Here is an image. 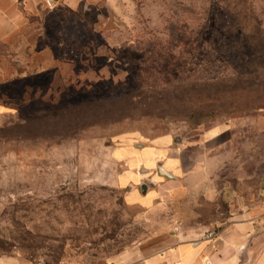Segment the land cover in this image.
I'll list each match as a JSON object with an SVG mask.
<instances>
[{"label": "rangeland", "instance_id": "1", "mask_svg": "<svg viewBox=\"0 0 264 264\" xmlns=\"http://www.w3.org/2000/svg\"><path fill=\"white\" fill-rule=\"evenodd\" d=\"M111 5L118 24L100 32L96 12L51 15L71 72L5 83L4 260L119 264L160 253L184 215L214 213L220 227L264 203V0ZM166 136L184 163L177 175L117 185L127 166L116 152ZM190 177L211 182L216 200L191 192ZM133 192L154 198L132 203Z\"/></svg>", "mask_w": 264, "mask_h": 264}, {"label": "crops", "instance_id": "2", "mask_svg": "<svg viewBox=\"0 0 264 264\" xmlns=\"http://www.w3.org/2000/svg\"><path fill=\"white\" fill-rule=\"evenodd\" d=\"M46 1L0 0V112H5V83L31 80L42 74L55 77L71 72L73 64L64 58L62 44L56 46L52 39L55 33L51 15L64 17L69 11L87 16L91 11L96 12L93 25L99 32L106 31L111 21L118 24L106 15L107 6L111 7L116 0H51V6L46 5ZM172 141L173 137L166 136L154 145L119 149L116 159L125 163L127 170L118 176L117 185H133L143 181L145 176L156 183H161V178H174L176 170L182 169L184 163L171 145ZM155 168L157 174L152 175ZM161 168L169 175L163 174ZM192 180L193 177L187 180L191 192L207 188L209 202L216 200L217 188L211 182L209 186L198 185L192 184ZM128 198L129 202L143 203L148 199L152 201L154 196L142 197L133 192ZM196 217H181L178 226L167 232L166 246L160 253L122 259L119 264H264L263 202L252 212L240 208L232 214L231 210L227 222L220 227H216L214 213L208 219ZM0 264L24 263L0 258Z\"/></svg>", "mask_w": 264, "mask_h": 264}, {"label": "built area", "instance_id": "3", "mask_svg": "<svg viewBox=\"0 0 264 264\" xmlns=\"http://www.w3.org/2000/svg\"><path fill=\"white\" fill-rule=\"evenodd\" d=\"M46 5L51 6L52 5L51 0H47ZM30 264H47V263L45 261H43L42 259H35V260L31 261Z\"/></svg>", "mask_w": 264, "mask_h": 264}, {"label": "water", "instance_id": "4", "mask_svg": "<svg viewBox=\"0 0 264 264\" xmlns=\"http://www.w3.org/2000/svg\"><path fill=\"white\" fill-rule=\"evenodd\" d=\"M160 171L163 173V174H166V175H169L163 168L160 169ZM264 187V185H263Z\"/></svg>", "mask_w": 264, "mask_h": 264}]
</instances>
